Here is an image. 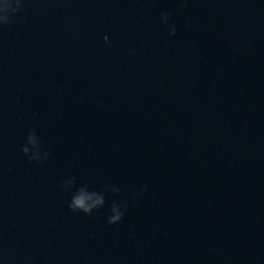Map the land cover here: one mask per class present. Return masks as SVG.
<instances>
[{
  "label": "water",
  "instance_id": "95a60500",
  "mask_svg": "<svg viewBox=\"0 0 264 264\" xmlns=\"http://www.w3.org/2000/svg\"><path fill=\"white\" fill-rule=\"evenodd\" d=\"M13 19L0 264H264V0H24ZM80 187L104 207L72 212Z\"/></svg>",
  "mask_w": 264,
  "mask_h": 264
},
{
  "label": "clouds",
  "instance_id": "9594fccd",
  "mask_svg": "<svg viewBox=\"0 0 264 264\" xmlns=\"http://www.w3.org/2000/svg\"><path fill=\"white\" fill-rule=\"evenodd\" d=\"M24 10V0H0V27L10 26L14 22V17L21 14ZM171 14L165 13L162 16V20L165 24L168 23ZM170 35H176V28L173 26L170 31ZM107 41V37H105ZM30 145V147H29ZM33 150L35 154L33 155ZM41 143L35 132L29 135L27 144L23 147L22 151L25 155H28L30 159H40ZM47 155V153H45ZM75 181H69L68 186L74 184ZM67 187V186H65ZM105 205V197L103 193H97L95 191H89L87 187H80L76 190L72 196V201L69 205L70 209L74 213H84L91 216L96 210L103 208ZM125 205L117 202H113L111 207V215L108 217V223L115 225L121 222L124 213L121 210Z\"/></svg>",
  "mask_w": 264,
  "mask_h": 264
}]
</instances>
